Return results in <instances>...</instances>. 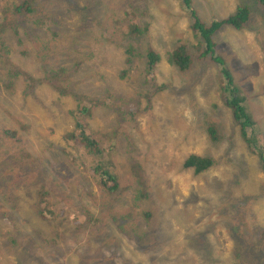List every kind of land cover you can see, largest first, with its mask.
<instances>
[{"label": "rangeland", "instance_id": "374dc122", "mask_svg": "<svg viewBox=\"0 0 264 264\" xmlns=\"http://www.w3.org/2000/svg\"><path fill=\"white\" fill-rule=\"evenodd\" d=\"M240 7L249 10L242 28L222 26L206 51L192 11L207 26ZM34 8L37 14L15 23L17 34H2L10 62L35 82L16 71L10 88L0 58V264H236L237 247L245 264L247 253L260 263L262 159L242 138L222 74L230 72L250 113L245 130L264 148L259 1L36 0ZM119 25L137 33L114 35ZM35 34L49 43L41 39L42 48ZM179 46L190 57L185 72L169 61ZM128 47L144 58L148 50L158 53L153 78L139 58L122 74ZM59 69L67 74L56 89L48 74ZM80 94L86 108L76 113ZM77 122L101 152L89 154L67 138ZM189 155L210 157L213 165L195 174L183 166ZM97 157L120 192L103 191L93 173ZM143 187L157 201L148 220L140 213L148 205L135 200ZM88 245L98 247L95 258L84 251Z\"/></svg>", "mask_w": 264, "mask_h": 264}, {"label": "trees", "instance_id": "16d2710c", "mask_svg": "<svg viewBox=\"0 0 264 264\" xmlns=\"http://www.w3.org/2000/svg\"><path fill=\"white\" fill-rule=\"evenodd\" d=\"M36 0H19V1H9V0H0V7H1V12H2V21L0 22V58H4L5 64L8 66L7 71H3L2 73V78L3 79H8V82L10 84V88H12V80L9 78V76H13V74L17 71L20 73V75L23 74V76L27 77V79H30L35 82V78L31 77L30 74L24 70H20L19 66H17L15 63H11L9 60V49L11 48L10 43L8 39L3 38L2 34L8 30L11 29L14 34H17V28L16 25H19L21 20L27 18L31 14H37L36 9L34 8V3ZM185 2H188V0H182ZM259 3L263 6L264 8V0H258ZM188 8V7H187ZM193 17H194V26L198 30L197 32L199 33L200 37L202 38L204 47L206 51H211L213 46L212 42V35L219 30L222 26H232L235 29H241L245 19L249 17V10L240 7L238 8V11L230 15L229 17L222 19L220 21H213L210 23V25H203L198 18L196 17V14L194 11H192ZM36 16V15H35ZM40 19H35L34 22L39 21ZM16 23V25H15ZM119 31L116 32L117 35L120 33L121 35L124 36H133L134 34L137 33L136 26H130V25H119ZM12 27V28H11ZM130 27V28H128ZM34 30H41V27L34 26ZM146 30V28H145ZM77 34V33H76ZM74 34V36H76ZM35 38H38V40H35ZM41 39L46 40L45 35H37L35 34L33 36V41L35 43H38L42 48H44L41 44ZM47 41V40H46ZM49 41H47V44ZM19 45L21 46L22 43L19 40ZM47 49V46L46 48ZM210 53V52H209ZM169 61L171 62L172 65L177 67L178 70L180 71H187V69L190 67V57L186 54L185 49L181 46L177 47L174 49L171 53H169ZM125 65H127L126 70L122 71V74H127L128 69H130L133 64H134V58H139L142 62H145V70L150 78H153L154 76V68L156 66V63L160 60V56L158 53L153 52L152 50L146 51V57L144 58L143 53H136L133 49L127 48L125 49ZM212 58L218 59L219 62L217 64H223V61L217 57L214 52H212ZM82 66H87L84 62V65ZM91 68V67H90ZM230 72L224 68H222V74L225 82L227 83L226 90L229 92V96L227 97V103L231 106L233 110V117L234 119L238 120L241 123L240 126V133H242V138L245 140L247 144H251L248 146V148L254 152L258 157H260L262 160L260 162V169L264 172V148L260 144L259 140L255 139V136L253 133L248 131L246 132L245 127L249 124L252 123L251 118H250V113L247 110L246 112V105L243 99V96L239 92L238 88L233 84V80L229 74ZM67 74L66 69H59V70H51V74H48V78H50L51 84L56 88L59 89L62 88V82L65 80V76ZM8 86V84H7ZM162 86H157V89H160ZM154 91L149 90L148 94L152 95ZM115 97V96H112ZM150 97V96H149ZM81 98V99H80ZM79 98V105L77 106L76 113L84 112L85 111V104H86V97H84V94H80ZM112 99V98H111ZM123 101L121 100L120 96H117L114 98V101ZM244 103V104H242ZM207 126V125H206ZM210 127V126H207ZM212 130V129H211ZM77 132L78 137L74 138V134ZM211 133H213L211 131ZM67 138L74 140L79 143L82 149H85L87 153H93L94 150H97V152H101L102 149L98 145V142L96 140L90 139L85 132L84 126L82 123L77 122L75 126V130L67 135ZM84 156V155H83ZM81 159V158H80ZM98 163L96 167L94 168L93 173H96L99 178L102 180V186H103V191H109V192H115L118 193L121 191L120 187L118 186L117 183V178L115 177L114 173L111 171H107L106 169L102 170L101 166L104 163V158L101 160L97 157ZM213 165V161L210 157L206 156H195V155H189L187 159L184 161L183 166L185 168H191L193 169L195 174H201L206 172L209 168H211ZM144 188V187H143ZM145 189V188H144ZM143 191H140L138 196L135 198V200L143 199L145 204L148 205L147 208L144 210L146 212H141L142 215H144V219L148 220L153 212L149 206L152 207L154 212L156 213L157 209L155 208L157 201L153 197V199L149 198L148 193H150V188L147 187ZM149 190V191H148ZM43 204L47 203V201H42ZM114 215H119L123 219H128L127 217H123L124 215H131V213H126L124 215H121L120 213L116 212ZM101 216V215H100ZM111 218V217H110ZM107 221L112 223L111 219L107 218ZM95 225L93 221L91 222L90 227H93ZM148 225L144 226V229ZM121 229L119 228V231ZM122 231V230H121ZM120 231V232H121ZM258 232V229H257ZM256 232V235H257ZM257 240L260 243H264V228L261 229L257 235ZM116 242V241H115ZM98 247H93L91 248V245L86 246L85 252L91 253V256L95 258L96 253L95 249ZM241 247H237L234 253V256L237 260H235L237 263L236 264H245L241 258H240V253H243ZM249 256H251L249 253H247V264H264V258H262L261 262H250ZM94 260V259H93ZM206 264H211L209 261H205ZM103 263L108 264V260L104 259Z\"/></svg>", "mask_w": 264, "mask_h": 264}, {"label": "flooded vegetation", "instance_id": "af4514ba", "mask_svg": "<svg viewBox=\"0 0 264 264\" xmlns=\"http://www.w3.org/2000/svg\"><path fill=\"white\" fill-rule=\"evenodd\" d=\"M121 235V234H120ZM122 236V235H121ZM119 241V243H121V241L118 239V238H116V241ZM126 251V254H128L129 253V250H125Z\"/></svg>", "mask_w": 264, "mask_h": 264}, {"label": "clouds", "instance_id": "9594fccd", "mask_svg": "<svg viewBox=\"0 0 264 264\" xmlns=\"http://www.w3.org/2000/svg\"><path fill=\"white\" fill-rule=\"evenodd\" d=\"M198 18V17H197ZM243 26V25H242ZM232 27V26H231ZM242 28V27H241ZM241 124V123H240ZM250 132V131H249ZM262 171V170H261ZM263 172V171H262ZM264 173V172H263ZM209 252V250L207 251V253ZM214 261L216 260V259H213ZM216 262H219V261H216Z\"/></svg>", "mask_w": 264, "mask_h": 264}, {"label": "bare ground", "instance_id": "6f19581e", "mask_svg": "<svg viewBox=\"0 0 264 264\" xmlns=\"http://www.w3.org/2000/svg\"><path fill=\"white\" fill-rule=\"evenodd\" d=\"M59 110V109H58Z\"/></svg>", "mask_w": 264, "mask_h": 264}]
</instances>
